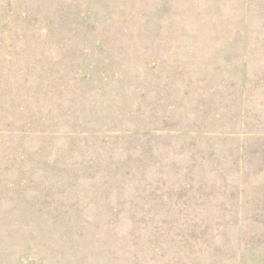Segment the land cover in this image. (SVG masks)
<instances>
[{
  "label": "rangeland",
  "instance_id": "1",
  "mask_svg": "<svg viewBox=\"0 0 264 264\" xmlns=\"http://www.w3.org/2000/svg\"><path fill=\"white\" fill-rule=\"evenodd\" d=\"M0 264H264V0H0Z\"/></svg>",
  "mask_w": 264,
  "mask_h": 264
}]
</instances>
